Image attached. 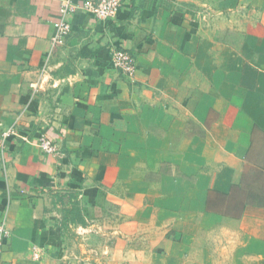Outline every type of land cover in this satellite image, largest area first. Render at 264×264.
<instances>
[{
  "label": "crops",
  "instance_id": "0c3cea01",
  "mask_svg": "<svg viewBox=\"0 0 264 264\" xmlns=\"http://www.w3.org/2000/svg\"><path fill=\"white\" fill-rule=\"evenodd\" d=\"M62 1L0 0V264H264V0H120L52 49Z\"/></svg>",
  "mask_w": 264,
  "mask_h": 264
},
{
  "label": "built area",
  "instance_id": "2783aa9c",
  "mask_svg": "<svg viewBox=\"0 0 264 264\" xmlns=\"http://www.w3.org/2000/svg\"><path fill=\"white\" fill-rule=\"evenodd\" d=\"M121 7L120 0H85L76 2V0H64L61 3L58 12V18L55 21V31L50 39L51 48H60L64 45L65 39L71 32L70 16L77 11H82L91 17L100 21H106L116 17ZM111 66L119 71L123 76L132 79L136 73V64L132 55L122 48H112L109 53ZM36 93V87L33 88ZM16 135L14 128L0 135V151L4 146V141ZM40 148L46 155H54L56 146L46 135L39 137ZM10 237V232L6 229L5 223L0 221V248L5 239Z\"/></svg>",
  "mask_w": 264,
  "mask_h": 264
},
{
  "label": "rangeland",
  "instance_id": "374dc122",
  "mask_svg": "<svg viewBox=\"0 0 264 264\" xmlns=\"http://www.w3.org/2000/svg\"><path fill=\"white\" fill-rule=\"evenodd\" d=\"M109 218H110V215H109ZM82 234H84V233H82ZM102 234H103V236H102ZM110 234H111V229L110 228H107V229H105V230H102V231H98V235L99 236H95V235H97L96 234V232H94V231H89V232H87L85 235H87V238H88V240H89V243H91V245H93V247L95 246V247H97V245H99V247L101 248V249H103V247H104V243H105V245H107V246H109L110 247V245H111V236H110ZM92 235V236H91ZM96 238H95V237ZM101 244H102V246H101ZM111 259V258H110ZM113 263V261L112 260H108V261H106V263L105 264H112ZM89 264V263H88Z\"/></svg>",
  "mask_w": 264,
  "mask_h": 264
}]
</instances>
